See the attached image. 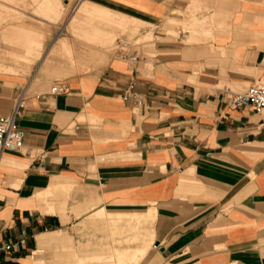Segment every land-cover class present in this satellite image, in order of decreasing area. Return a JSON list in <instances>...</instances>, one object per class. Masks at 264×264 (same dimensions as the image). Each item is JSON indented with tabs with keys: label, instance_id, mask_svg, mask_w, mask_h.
Here are the masks:
<instances>
[{
	"label": "crops",
	"instance_id": "obj_1",
	"mask_svg": "<svg viewBox=\"0 0 264 264\" xmlns=\"http://www.w3.org/2000/svg\"><path fill=\"white\" fill-rule=\"evenodd\" d=\"M40 61L25 80L0 79V114L24 88V145L0 152V247L13 244L0 264H264V113L226 92L264 80V4L135 62ZM55 81L67 92L51 93ZM130 83L141 105L122 98ZM109 226H146L158 245L110 261Z\"/></svg>",
	"mask_w": 264,
	"mask_h": 264
},
{
	"label": "rangeland",
	"instance_id": "obj_2",
	"mask_svg": "<svg viewBox=\"0 0 264 264\" xmlns=\"http://www.w3.org/2000/svg\"><path fill=\"white\" fill-rule=\"evenodd\" d=\"M43 1L0 0V79L25 80L33 74L46 52L58 62L66 61L71 66L91 58L106 59L120 37L130 39V50L139 57L140 54L153 55L157 48L167 44L204 42L215 33L229 30L231 14L240 4L249 1L264 4V0H228V3L227 0H88L91 10L80 12L78 18L69 23L84 0H48L53 10L48 1ZM127 3L153 4L160 11L159 16L150 17ZM27 44L32 46L31 52ZM4 85L11 86V83ZM123 219V215L110 218L112 223ZM142 243L147 244L142 255H138L143 259L146 250L156 246L150 242L146 226H109V247L116 262L119 252H131L132 245ZM108 248L104 250L107 253ZM54 250L46 251L53 260L58 259ZM134 259L120 264H137ZM142 264H145L144 259Z\"/></svg>",
	"mask_w": 264,
	"mask_h": 264
},
{
	"label": "built area",
	"instance_id": "obj_3",
	"mask_svg": "<svg viewBox=\"0 0 264 264\" xmlns=\"http://www.w3.org/2000/svg\"><path fill=\"white\" fill-rule=\"evenodd\" d=\"M131 42L126 37H120L114 47L113 54L120 58L126 59L130 62H135L139 59L135 51L130 50ZM133 84L129 86L122 93L124 100L134 98L137 105H141L142 96L138 95L133 89ZM51 93L67 92L63 83L55 81L50 86ZM229 103L234 107L251 106L256 112L264 113V80H258L249 84L242 90H226ZM24 96V88L17 96L14 105L7 114H0V152L1 151H16L23 147L24 131L19 126L18 119L22 108V101ZM24 240L21 239V242ZM13 244L5 243L0 247V250L7 251L11 249Z\"/></svg>",
	"mask_w": 264,
	"mask_h": 264
},
{
	"label": "bare ground",
	"instance_id": "obj_4",
	"mask_svg": "<svg viewBox=\"0 0 264 264\" xmlns=\"http://www.w3.org/2000/svg\"><path fill=\"white\" fill-rule=\"evenodd\" d=\"M42 1H43V0H42ZM46 1H48V0H46ZM223 1H224V0H223ZM232 1H233V0H232ZM232 1H231V2H232ZM235 1H236V0H235ZM43 2H44V1H43ZM48 2H49V1H48ZM225 2H226V0H225ZM228 2H229V1L227 0V3H228ZM237 2H238V1H237ZM41 3H42V2H41ZM41 3H40V4H41ZM43 4H44V3H43ZM43 4H42V5H43ZM45 4H47V3H45ZM88 4H89V3H88V0H84V1H82V3L80 4V6L78 7V9H77V11H76L77 13H76L75 15H73L72 18H71L68 22H69V23H70V22H73L76 18H78V15H79L80 12H83V11L88 12V11H90L91 9L89 10V9H88V6H87ZM214 4H215V3H214ZM42 5H41L40 7H42ZM49 5H51L50 2H49ZM224 5H225V4H224ZM224 5H223V6H224ZM228 5H229V4H228ZM228 5H227V6H228ZM230 5H231V4H230ZM46 7H47V6H46ZM48 7H49V6H48ZM233 7H234V6H233ZM50 8L53 10V6H52V5L50 6ZM94 8H96V7H94ZM97 8H98V7H97ZM222 8H223V7H222ZM236 8H238V6H237ZM97 10H98V9H97ZM106 11L108 12V10H106ZM120 13H121V12H120ZM115 15H116V14H115ZM118 15H119V14H118ZM118 15H117V16H118ZM120 15H121V14H120ZM123 15H124V14H123ZM124 16H125V15H124ZM118 17H119V16H118ZM125 17H126V16H125ZM119 18H120V17H119ZM121 18H122V16H121ZM127 18H128V16L126 17V19H127ZM129 19H130V18H129ZM119 22H120V21H119ZM119 22H118V23H119ZM121 22H122V21H121ZM220 22H221V21H220ZM222 22H223V21H222ZM247 22H248V21H247ZM220 24H221V23H220ZM188 27H189V26H188ZM186 30H187V29H186ZM193 30H194V29H193ZM204 31H205V30H204ZM27 40H31V39H27ZM27 43H28V42H27ZM31 43H33V42H31ZM24 45H26V42H25ZM32 45H33V44H32ZM27 46H28L29 51H30V50H33V48H32L31 45L29 46V44H27ZM30 52H31V51H30ZM38 55H39V54H38ZM38 55H37V56H38ZM45 55H47V52L41 57V60L43 59V57H44ZM39 57H40V55H39ZM40 62H41V61H40ZM31 75H32V74H31ZM126 126H127V125H126ZM112 259H113V255L109 256V260L111 261Z\"/></svg>",
	"mask_w": 264,
	"mask_h": 264
},
{
	"label": "water",
	"instance_id": "obj_5",
	"mask_svg": "<svg viewBox=\"0 0 264 264\" xmlns=\"http://www.w3.org/2000/svg\"><path fill=\"white\" fill-rule=\"evenodd\" d=\"M155 245H158V242H155ZM162 249V248H161Z\"/></svg>",
	"mask_w": 264,
	"mask_h": 264
}]
</instances>
